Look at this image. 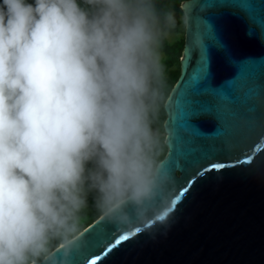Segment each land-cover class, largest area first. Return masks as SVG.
<instances>
[{
  "label": "clouds",
  "instance_id": "1",
  "mask_svg": "<svg viewBox=\"0 0 264 264\" xmlns=\"http://www.w3.org/2000/svg\"><path fill=\"white\" fill-rule=\"evenodd\" d=\"M86 3L0 6V264H69L89 194L131 228L170 179L163 48L188 21L157 0Z\"/></svg>",
  "mask_w": 264,
  "mask_h": 264
},
{
  "label": "water",
  "instance_id": "2",
  "mask_svg": "<svg viewBox=\"0 0 264 264\" xmlns=\"http://www.w3.org/2000/svg\"><path fill=\"white\" fill-rule=\"evenodd\" d=\"M182 9L181 74L165 106L170 179L150 209L158 214L131 228L103 215L69 264H264V0H186Z\"/></svg>",
  "mask_w": 264,
  "mask_h": 264
},
{
  "label": "trees",
  "instance_id": "3",
  "mask_svg": "<svg viewBox=\"0 0 264 264\" xmlns=\"http://www.w3.org/2000/svg\"><path fill=\"white\" fill-rule=\"evenodd\" d=\"M186 0H157V4L159 7H170L174 8L177 13H181V15H184L182 4ZM26 3L32 4L35 6V0H26ZM77 3L80 5L81 8L87 9L91 11L92 6L88 5L86 3V0H77ZM0 6H3V0H0ZM6 11V6H5ZM185 25L180 30L182 33L181 37L175 41V42H169L166 41L163 48V57H164V64L166 67V75H167V88H166V95L167 100L175 87L180 74H181V58L185 47ZM178 29L175 31V33H178ZM167 119V113L165 111V107L162 109L160 114V121L157 126L161 127L162 133L166 137V133L164 131V124ZM168 153V148L166 150L165 157ZM164 157V158H165ZM88 168L93 167V164L89 162L87 165ZM103 215L98 214L94 208V200H93V194H89L88 196V207L84 210V228L83 231L94 224L100 217ZM82 231V232H83Z\"/></svg>",
  "mask_w": 264,
  "mask_h": 264
},
{
  "label": "rangeland",
  "instance_id": "4",
  "mask_svg": "<svg viewBox=\"0 0 264 264\" xmlns=\"http://www.w3.org/2000/svg\"><path fill=\"white\" fill-rule=\"evenodd\" d=\"M177 16L178 17H181V16H183L184 18H185V16L184 15H181V13H177ZM184 27V24H181L177 29L179 30L178 31V33H174L173 35H172V37L169 39V42L171 43H173V42H175V41H177L180 37H181V31L180 30H182V28Z\"/></svg>",
  "mask_w": 264,
  "mask_h": 264
},
{
  "label": "snow or ice",
  "instance_id": "5",
  "mask_svg": "<svg viewBox=\"0 0 264 264\" xmlns=\"http://www.w3.org/2000/svg\"><path fill=\"white\" fill-rule=\"evenodd\" d=\"M187 58V57H186ZM219 167H224L223 165H218ZM123 239H127V237H123ZM91 264H98L97 260L93 259Z\"/></svg>",
  "mask_w": 264,
  "mask_h": 264
}]
</instances>
